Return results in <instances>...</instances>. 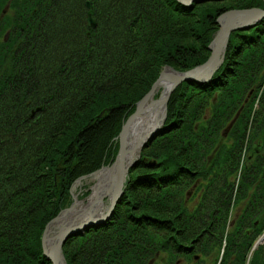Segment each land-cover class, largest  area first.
Instances as JSON below:
<instances>
[{
    "label": "trees",
    "instance_id": "1",
    "mask_svg": "<svg viewBox=\"0 0 264 264\" xmlns=\"http://www.w3.org/2000/svg\"><path fill=\"white\" fill-rule=\"evenodd\" d=\"M72 1L0 0V264H52L46 225L72 204L77 178L114 161L116 137L162 68L206 61L223 12L264 8V0ZM52 53L50 84L36 73L49 69ZM263 233L261 19L232 32L213 79L172 92L110 218L71 236L63 251L68 264H147L160 254L162 264L196 255L197 264H264V243L253 249Z\"/></svg>",
    "mask_w": 264,
    "mask_h": 264
},
{
    "label": "water",
    "instance_id": "2",
    "mask_svg": "<svg viewBox=\"0 0 264 264\" xmlns=\"http://www.w3.org/2000/svg\"><path fill=\"white\" fill-rule=\"evenodd\" d=\"M181 3L186 5H191L194 1L200 0H179ZM86 5L89 6L90 2H86ZM264 19V8L252 7V8H243V9H231L223 13L218 18L219 28L214 34L212 41L209 44V49L211 54L209 58L200 65L187 70V71H178L173 67L166 66L161 72L157 81L153 84L152 89L137 103L136 110L132 113L126 122L124 123L122 130L120 132L121 144L116 155V158L111 166H105L104 168H112L117 172V176L119 177V187L115 196L110 201L109 206L105 210L103 214L90 213L85 219L80 221H74L71 224L64 226L59 233L53 238V241H48L47 239V230L51 224L56 222L63 214L68 213L75 204L79 201L77 195H73V202L70 206L63 209L56 217H54L46 226L43 235V251L45 256L51 260L52 264H67L65 260V256L63 253V245L66 242L67 238L77 234L80 231L86 230L88 227L102 224L109 219L111 213L114 211V208L119 200V198L124 193V185L126 182V176L130 167L134 166L141 154L142 148L147 144V142L155 137L157 132L164 125L167 114H168V101L171 93L175 90V88L180 85L184 81L192 82H206L213 78L214 74L220 66L222 65L225 57V52L229 43V39L231 33L233 31L238 30H249L252 26H254L258 21ZM88 24L92 27L97 25V20L94 17V11L90 10L88 13ZM163 82L166 84L164 90L160 94L159 98L153 99L154 91L158 87V85ZM149 102V103H148ZM148 103V104H147ZM162 107L163 117L162 120L158 121L156 126L152 129V131L146 135L141 136L138 139L137 145L140 146L139 155L133 159L129 165L127 166V170L124 167L125 155L127 152L128 145V132L132 122L135 118L143 117L144 113H148L151 110H155L159 107ZM148 110V111H147ZM104 112V111H103ZM100 114V116L103 114ZM100 170H103L100 169ZM100 170L93 172L92 174L85 175L79 179V182L87 178L93 174H96ZM264 241V234L260 237V239L256 242L255 248Z\"/></svg>",
    "mask_w": 264,
    "mask_h": 264
},
{
    "label": "bare ground",
    "instance_id": "3",
    "mask_svg": "<svg viewBox=\"0 0 264 264\" xmlns=\"http://www.w3.org/2000/svg\"><path fill=\"white\" fill-rule=\"evenodd\" d=\"M166 84L161 82L153 93L151 101L157 91ZM149 103V102H148ZM147 103V104H148ZM148 111V110H147ZM163 110L160 106L155 110L144 113L143 117L135 118L128 132V145L124 161L125 170L129 163L139 155L140 146L137 145L138 139L150 133L156 126L157 122L162 120ZM95 183L91 186L90 193L84 200L78 201L75 206L68 212L63 214L56 222L51 224L47 230L48 241H53V238L59 231L74 221L85 219L90 213L103 214L110 204V201L115 196L119 187V177L117 172L112 168H105L98 172L95 177Z\"/></svg>",
    "mask_w": 264,
    "mask_h": 264
},
{
    "label": "rangeland",
    "instance_id": "4",
    "mask_svg": "<svg viewBox=\"0 0 264 264\" xmlns=\"http://www.w3.org/2000/svg\"><path fill=\"white\" fill-rule=\"evenodd\" d=\"M90 2V0H87L86 2ZM179 1V0H178ZM71 2H73L72 0H71ZM180 2V1H179ZM199 2H201V0L200 1H194L193 3H199ZM192 3V4H193ZM183 4V3H182ZM191 4V5H192ZM186 5V4H185ZM91 6V2H90V5L89 6H87V7H90ZM190 6V5H189ZM254 7H257V6H254ZM250 8H252V7H250ZM259 8H261V7H259ZM234 9H243V8H234ZM231 10V9H230ZM90 11V10H89ZM94 11V10H93ZM228 11V10H227ZM226 12V11H225ZM225 12H223V13H225ZM78 13V10H76V14ZM89 13V12H88ZM94 13H95V11H94ZM222 13V14H223ZM222 14H220L218 17H217V19H216V21H217V25H218V28H219V24H218V18L222 15ZM87 17H88V15H87ZM97 20V19H96ZM87 23H88V20H87ZM89 25V24H88ZM97 26V25H96ZM95 26V27H96ZM71 28H73V27H71ZM218 30V29H217ZM9 32V30L8 31H6V33H8ZM234 32V31H233ZM216 33V32H215ZM232 34V33H231ZM13 35H14V33H13ZM214 37V36H213ZM73 39H75V40H81V38H80V36L79 35H77V36H73ZM213 39V38H212ZM212 41V40H211ZM229 41H230V39H229ZM66 45H68L69 44V41L68 42H66L65 43ZM210 44V43H209ZM229 44V43H228ZM64 45V42L63 41H58V42H56V43H54V48H56L58 51H62V49H63V46ZM65 45V46H66ZM63 46V47H62ZM228 47V46H227ZM208 48H209V45H208ZM56 50V51H57ZM209 51H210V49H209ZM210 54H211V51H210ZM225 54H226V52H225ZM52 56H53V58H52V60L53 61H50L51 62V64H47V68H49V69H45L44 67H43V69H45L46 71H44L43 70V73H41V72H39L38 70H37V72L38 73H36V78L39 80H41V81H43V82H45V81H48L50 84H52L53 83V81H54V79H55V76L57 77V75H54L55 73H54V67H55V64H56V62H55V58H54V53H52ZM210 56V55H209ZM209 58V57H208ZM207 58V59H208ZM225 58V57H224ZM205 62V61H204ZM203 62V63H204ZM203 63H201V64H203ZM57 65V64H56ZM113 65H115V63L114 62H110L109 61V64H108V66L106 67L105 66V68L106 69H104L103 71L104 72H106V73H108V74H110L111 72H114V70H110L111 68H114L113 67ZM200 65V64H199ZM167 66H169V65H167ZM166 66H164L163 68H162V70L160 71V74H161V72L163 71V69L165 68ZM170 67H172V66H170ZM196 67V66H195ZM221 67V66H220ZM174 68V67H173ZM194 68V67H193ZM175 69V68H174ZM192 69V68H191ZM220 69V68H219ZM218 69V70H219ZM177 70V69H176ZM188 70H190V69H188ZM179 71V70H178ZM185 71H187V70H185ZM44 73H46V75L44 74ZM49 73H51V74H49ZM217 73V71L215 72V74ZM160 74H159V76H160ZM214 74V75H215ZM159 76L157 77V79L159 78ZM96 77H97V75H96ZM99 77H101V75H99ZM214 77V76H213ZM157 79L155 80V82L157 81ZM213 79V78H212ZM56 80V79H55ZM154 82V83H155ZM184 82H188V81H184ZM184 82H182V83H184ZM193 82V81H192ZM197 82V81H196ZM207 82V81H206ZM153 83V84H154ZM181 83V84H182ZM180 84V85H181ZM153 86V85H152ZM179 86V85H178ZM177 86V87H178ZM176 87V88H177ZM175 88V89H176ZM152 89V87L148 90V92L150 91ZM74 90V89H73ZM72 90V91H73ZM164 90V88L162 87L159 91H157L156 92V94H155V96H154V98L155 99H157V98H159V96H160V94L162 93V91ZM147 92V93H148ZM146 93V94H147ZM145 94V95H146ZM172 94V93H171ZM62 95H65L64 93L62 94ZM144 95V96H145ZM69 96V95H68ZM68 96H67V98H68ZM143 96V97H144ZM171 96V95H170ZM142 97V98H143ZM141 98V99H142ZM72 99V97H70V99L68 100V101H70ZM140 99V100H141ZM170 99V98H169ZM140 100H138L137 101V103L140 101ZM169 102V101H168ZM137 103H136V106H137ZM258 103H257V107H258ZM167 109H168V105H167ZM135 110H136V108H135ZM135 110H134V112H135ZM105 112V110H102L101 111V113L102 112ZM104 112H103V114H104ZM133 112V113H134ZM100 113V114H101ZM100 114H99V116H100ZM102 114V115H103ZM132 114V113H131ZM130 114V115H131ZM101 115V116H102ZM129 115V116H130ZM128 116V117H129ZM128 117H127V119H128ZM126 119V120H127ZM126 120H125V122H126ZM124 122V123H125ZM124 125V124H123ZM123 127V126H122ZM121 130H122V128H121ZM121 132V131H120ZM158 133V132H157ZM157 135V134H156ZM156 135H155V137H156ZM120 137V133H119V135L116 137V139H118ZM154 137V138H155ZM153 138V139H154ZM153 139H151V140H149V141H152ZM148 141V142H149ZM147 142V143H148ZM147 145V144H146ZM145 145V146H146ZM144 146V147H145ZM143 149V148H142ZM119 150V149H118ZM142 152V151H141ZM118 153V152H117ZM248 154V151L245 149L244 151H243V153H242V157H241V167L244 165V163H245V159H246V157L248 156L247 154ZM117 155V154H116ZM116 158V157H115ZM141 158V154H140V156H139V158H138V160H137V162L139 161V159ZM115 160V159H114ZM247 160V159H246ZM114 162V161H113ZM113 162L111 163V164H106V165H104V166H102V167H100L99 169H97V170H100V169H105L104 167L105 166H111L112 164H113ZM136 162V163H137ZM135 166V165H134ZM131 168V167H130ZM97 170H95V171H97ZM95 171H93V172H95ZM101 171V170H100ZM99 171V172H100ZM92 172V173H93ZM92 173H90V174H92ZM98 173V172H97ZM96 173V174H97ZM96 174H93V175H91V176H89V177H87V178H84V179H82L80 182H79V179L81 178V177H83V176H85V175H82V176H80L79 178H77L76 179V181H75V183L73 184V186H72V188H71V194H72V197H73V195L75 194V195H77L78 196V200L80 201V200H84V199H86L87 198V196L88 195H86V196H83V193H84V190H87V191H89L90 192V188H91V186L95 183V177H96ZM89 175V174H88ZM150 174H139L138 175V177L139 178H146V177H148ZM127 178H126V182H125V185H124V191H125V187H126V183H127V181H128V178L130 177V169H129V171H128V174H127V176H126ZM188 205H191V206H194V205H196V203H197V200H198V197H197V189H195L194 190V188L192 187V188H190L189 190H188ZM124 194V193H123ZM123 194H122V196H123ZM121 196V197H122ZM120 197V198H121ZM119 198V199H120ZM74 200V199H73ZM65 209V208H64ZM115 209V208H114ZM63 210V209H62ZM61 210V211H62ZM60 211V212H61ZM59 212V213H60ZM113 213V212H112ZM112 213H111V215H112ZM110 215V216H111ZM56 217V216H55ZM110 218V217H109ZM50 222V221H49ZM47 226V225H46ZM91 227V226H90ZM89 228V227H88ZM87 228V229H88ZM46 229V228H45ZM45 231V230H44ZM85 231V230H84ZM81 232V231H80ZM79 233V232H78ZM264 234V233H263ZM262 234V235H263ZM43 235H44V232H43ZM43 235H42V240H43ZM75 235V234H74ZM73 236V235H72ZM71 237V236H70ZM70 237H68L67 238V240L70 238ZM260 239V238H259ZM258 239V240H259ZM67 240H66V242H67ZM257 240V241H258ZM65 242V243H66ZM65 243H64V245H65ZM262 243H264V241L262 242ZM64 245H63V247H64ZM42 246H43V243H42ZM43 253H44V251H43ZM63 253H64V251H63ZM45 255V254H44ZM85 255H86V253H85ZM164 255V256H163ZM65 256V255H64ZM164 257V258H163ZM201 256L200 255H196V257L193 259V260H190V259H187V258H185L184 256H180V259L177 261V263L176 264H197L196 262L199 260V258H200ZM221 257H222V254H221ZM220 257V258H221ZM163 259H166V256H165V254H160V255H158L157 257H151L149 260H148V262H147V264H162L163 263ZM208 260L205 262V264H214V260H213V258H207ZM50 260V259H49ZM65 260H66V258H65ZM51 261V260H50ZM52 263V262H51ZM66 263H67V260H66ZM68 264V263H67Z\"/></svg>",
    "mask_w": 264,
    "mask_h": 264
}]
</instances>
